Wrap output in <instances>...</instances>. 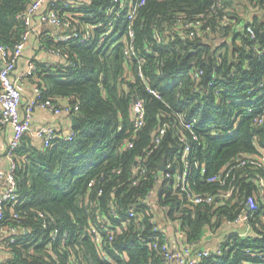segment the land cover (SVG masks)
<instances>
[{
  "label": "trees",
  "instance_id": "trees-1",
  "mask_svg": "<svg viewBox=\"0 0 264 264\" xmlns=\"http://www.w3.org/2000/svg\"><path fill=\"white\" fill-rule=\"evenodd\" d=\"M28 3L0 0V45L9 51L22 41ZM133 32L135 51L143 62H127L124 41L99 47L74 38L61 42L53 29L41 36L42 49H60L69 63L54 66L36 60L29 79L40 88L42 103L69 107L77 123L71 141L62 137L38 149L26 134L16 149L19 200L14 206L6 204L1 223L28 232L16 235L15 242L4 239L0 264H170L160 250L147 246L156 232L148 206L139 203L154 187L153 174L162 161H171L180 149L177 132L189 140L192 157L206 164L207 177L228 162L236 165L240 153L264 150V121L256 122L264 115V0H140ZM135 99L144 100L146 112L145 126L136 136ZM192 119L198 121L193 129L197 140L183 125ZM162 124L168 126L166 134L160 144H153ZM131 140L134 146L128 149ZM140 157L148 172L134 186L131 171ZM256 174L264 177L262 169L234 167L226 185L199 181L197 190L205 193L233 186L224 204L216 199L211 205H193L186 195L168 192L166 198L160 194L159 203L171 206L165 214L169 219L181 213L188 242L199 243L206 232L236 218L243 207L240 201L258 200V187L249 180ZM130 208L141 213L144 229L129 219ZM98 215H105L116 231L112 241ZM94 225L102 232L100 244L90 233ZM249 226L258 233L256 239L229 234L221 244L224 255L199 264L262 262L247 258L245 250L264 248V203ZM56 229L60 236L52 241Z\"/></svg>",
  "mask_w": 264,
  "mask_h": 264
},
{
  "label": "built area",
  "instance_id": "built-area-1",
  "mask_svg": "<svg viewBox=\"0 0 264 264\" xmlns=\"http://www.w3.org/2000/svg\"><path fill=\"white\" fill-rule=\"evenodd\" d=\"M139 5L140 0H29L27 9L22 15L26 26L22 41L16 46L14 51H9L0 45V55L3 61L0 68V127L4 124H9L13 128V135L8 150L10 167L7 170H0V179H4L8 183V188L0 197V253L5 248L4 239L8 238L9 241L15 242L16 235L28 232L19 225L3 226L1 223L5 219L6 204H12L14 206L19 200L17 194L19 183L16 178L18 162L16 160L15 151L22 143L23 137L32 132V124L36 109H51L57 114L63 111L70 114L71 111L67 106L60 108L50 101L42 103L41 90L37 86L34 87V97L32 100L22 108L24 85L21 79L32 76L36 70V65L34 62L30 63L27 71L22 73L19 79H15L13 74L17 68L19 59L24 54L28 41L40 26L47 25L57 31V41L61 42H67L74 38L77 39L80 44L84 45L95 42L99 47L106 43H113L115 40H117L116 43L124 41L126 42L125 54L127 62H133V60L143 62L142 58L136 54L133 44V22L138 13ZM36 18H39V21H36ZM122 28H125V35H121ZM192 35L193 32L191 33V36ZM37 42L40 47V39H37ZM42 50L62 59L64 64L69 63L68 54H64L60 49ZM150 91L155 94L152 90ZM132 112L134 116V135L136 136L146 123L144 100H133ZM179 119L182 125L181 115ZM263 121L264 115L256 119V122L259 124H262ZM197 124V119L183 121L185 130L192 132L194 140L198 139V136L193 132ZM224 124L229 125L230 121L225 120ZM167 129V125L162 124L158 126L153 135V144L158 145L161 143ZM214 134L219 135V133ZM228 134L231 135L232 131H229ZM34 136L42 141L43 148L46 149L50 147L55 140L62 137L64 140L71 141L74 134L71 133L67 136H63L60 135L55 126L45 125L37 129L34 132ZM177 136L181 143L180 149L173 154L171 161L167 163L162 161L161 164H164V169L160 168L157 173L153 174L155 185L149 191L148 195L140 200L139 204L148 206V211L151 215L150 223L156 232V236L146 243L147 246L160 250L165 260L170 264H199L204 259L212 256L222 257L224 252L221 244L227 241L226 238L229 234H238L240 238L247 240L256 239L258 237V233L251 231L249 221L259 207V204L261 202L264 203V177L256 174L249 178V180L253 181L258 187L259 198L255 200L253 197H250L249 199L245 198L243 201H240L239 205L243 206L241 207L242 210L234 220L226 221L225 224H223L231 228L226 232L227 234L224 240L215 245L214 249L204 248L201 245L203 239L199 243L188 242L184 222L180 217L181 213L177 212L175 219L167 218L165 214L169 212L171 206L169 204L160 205V194H162L163 198L168 196L166 194L167 192L168 194L172 193L182 198L186 195L187 201L193 205H211L217 202L216 199L222 200V204H224L225 200L231 199L235 190L233 186L227 191H219L216 194L205 193L197 190L199 188V181L205 180L211 184L219 183L220 185H226L227 179L231 176V171L234 167L244 168L250 166L264 171V150L258 148L257 153L253 155L240 153L237 157L236 165H232V162H228L225 168L221 169L213 176L207 177L206 164L196 160V157H192L193 147L185 134L179 131L177 132ZM133 146L134 141H128L126 147L130 149L133 148ZM149 153H151V151ZM142 161L143 158H138L137 162L132 167L131 180L134 186L139 185L142 182L141 179L144 178L148 172V168L142 164ZM100 194H102V192ZM112 201L114 203V200ZM233 201L235 202L236 200ZM111 213L118 219L117 208H115V206L112 207L111 205ZM127 213L129 219H134L136 223H138V226L144 229V225L141 223L142 215L140 212L134 208H130ZM14 217L16 219L18 215L14 214ZM97 221L101 223L103 227L105 226L108 238L112 241L116 231L110 229L113 226L108 224L106 216L98 215ZM118 222L126 226L121 218H119ZM47 224V222L44 224L45 228L48 227ZM119 226L120 225L115 227L120 231L121 226ZM240 229H242V231ZM224 230V227H221L220 229L218 228L214 231H210V234L217 236L222 234ZM90 233L96 243L100 244L102 242V232L97 226H92ZM68 235V232L63 233L64 238H68ZM59 236L60 231L56 229L51 233V240L55 241ZM173 236H176V238L183 242L181 252L172 249L170 246V240ZM245 256L247 258H258L263 260L258 264H264V248H247L245 250ZM71 264L75 263L72 262ZM242 264L251 263L246 259Z\"/></svg>",
  "mask_w": 264,
  "mask_h": 264
},
{
  "label": "crops",
  "instance_id": "crops-1",
  "mask_svg": "<svg viewBox=\"0 0 264 264\" xmlns=\"http://www.w3.org/2000/svg\"><path fill=\"white\" fill-rule=\"evenodd\" d=\"M36 21H39V18H36ZM50 28L47 25H42L36 33L33 34L32 38L28 41L23 56L19 59L17 68L13 74L15 79H19L20 75L27 71L28 66L30 63L38 60L42 63L50 64V65H57L60 66L64 64L63 60L55 57L51 54H48L46 51H43L37 42V39H40L43 34H45ZM2 58L0 55V68L2 66ZM22 84L24 85V93H23V105L22 108L25 107L26 104H28L32 98L34 97V87L35 83L29 79L28 77H25L21 79ZM73 118L70 114L66 112L61 113H55L51 109L46 108H38L35 111L34 114V121L32 124V132L29 133L31 137V144L36 146V148H43V143L40 139L36 138L34 136V132L39 129L42 126L45 125H53L56 127L57 131L63 135L67 136L72 133L73 131ZM13 135V128L9 124H4L0 127V170H7L10 167V158L8 155L9 145L12 139ZM8 188V183L4 179H0V197L2 194H4L5 190ZM231 227H224V232L222 234H219L217 236H213L210 234V231L206 232L205 236L203 237V241L201 242V245L206 249H214L215 245L218 243H221L226 232L230 230ZM242 231V229H240ZM170 246L172 249L176 251H182L183 242L176 238V236H173L170 240ZM172 264H178V263H172Z\"/></svg>",
  "mask_w": 264,
  "mask_h": 264
},
{
  "label": "water",
  "instance_id": "water-1",
  "mask_svg": "<svg viewBox=\"0 0 264 264\" xmlns=\"http://www.w3.org/2000/svg\"><path fill=\"white\" fill-rule=\"evenodd\" d=\"M76 123H77V121L74 119V120H73V126H75ZM160 168H161V169H164V164H161Z\"/></svg>",
  "mask_w": 264,
  "mask_h": 264
},
{
  "label": "rangeland",
  "instance_id": "rangeland-1",
  "mask_svg": "<svg viewBox=\"0 0 264 264\" xmlns=\"http://www.w3.org/2000/svg\"><path fill=\"white\" fill-rule=\"evenodd\" d=\"M240 10H241V8H240Z\"/></svg>",
  "mask_w": 264,
  "mask_h": 264
}]
</instances>
